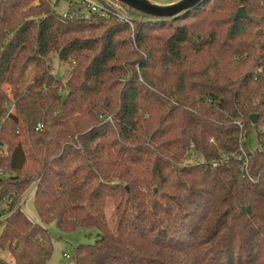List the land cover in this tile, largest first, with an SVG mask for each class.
I'll use <instances>...</instances> for the list:
<instances>
[{"label":"trees","instance_id":"trees-1","mask_svg":"<svg viewBox=\"0 0 264 264\" xmlns=\"http://www.w3.org/2000/svg\"><path fill=\"white\" fill-rule=\"evenodd\" d=\"M53 1L0 0V250L48 264L55 223L99 231L74 264H264V0L174 18L123 4L133 29Z\"/></svg>","mask_w":264,"mask_h":264},{"label":"rangeland","instance_id":"rangeland-1","mask_svg":"<svg viewBox=\"0 0 264 264\" xmlns=\"http://www.w3.org/2000/svg\"><path fill=\"white\" fill-rule=\"evenodd\" d=\"M148 1H150L153 4L159 5V6H169V5L178 3L182 0H148ZM124 8L128 12V14L131 16V18H133L128 8L126 6H124ZM237 12L238 11H236V13ZM199 19L200 17L196 19L192 18L188 20L189 22L188 24H191L192 22H197V20ZM130 27L132 29L134 28V22L132 25H130ZM170 34H171L170 30H164L162 32V35L164 36V38L169 37ZM49 64L51 67L52 74L57 79H60L63 82H66L69 79L70 71L74 66V63L61 61L58 53L56 52L50 55ZM27 76L29 77L32 76V68H30V70L28 71ZM7 89H8V92H10L9 87ZM241 128H243V125H241ZM14 140L15 139H13V141ZM248 143L251 148H256V144L253 138L249 139ZM5 148L8 149L7 146ZM191 148L193 149V146H191ZM243 158H246V157H243ZM190 162H196V161L186 160L185 163H190ZM34 189H35L34 184H32L31 186L27 188L26 193L23 195L22 203L25 202L24 210L26 211L28 216L34 221L41 223L36 213L34 204L32 202ZM112 206H113V201L109 200L107 213H108V217L110 220V224L113 223V218L111 217ZM46 228L49 229L50 233L53 236V252H52V255H51V258L48 264H74V256H75L76 247L81 244H93L96 241L97 235L99 233L97 229H87V228H79L73 232L67 233V232H63L60 229H58L55 223L49 224L48 226H46ZM2 231H3V225H0V236L2 234ZM65 255H68V257H66ZM0 257L6 261H9L11 264H15L12 258V255L10 253V250H7V249L5 251L0 250Z\"/></svg>","mask_w":264,"mask_h":264},{"label":"built area","instance_id":"built-area-1","mask_svg":"<svg viewBox=\"0 0 264 264\" xmlns=\"http://www.w3.org/2000/svg\"><path fill=\"white\" fill-rule=\"evenodd\" d=\"M51 6L66 20L115 17L121 23L132 25L134 22L124 5L116 0H55ZM6 108L10 114L15 112L12 103H6Z\"/></svg>","mask_w":264,"mask_h":264},{"label":"water","instance_id":"water-1","mask_svg":"<svg viewBox=\"0 0 264 264\" xmlns=\"http://www.w3.org/2000/svg\"><path fill=\"white\" fill-rule=\"evenodd\" d=\"M121 4L128 6L131 9L142 12L147 15H151L158 18H174L179 14L189 11L199 6L204 0H182L178 3L169 6H159L151 3L148 0H116ZM235 19H247L250 20L249 15L246 13L243 7L239 8L236 13ZM259 115L255 114L251 116L253 124L258 122Z\"/></svg>","mask_w":264,"mask_h":264}]
</instances>
